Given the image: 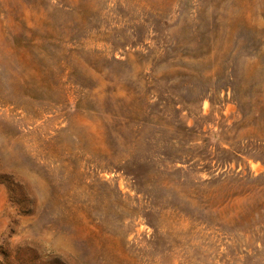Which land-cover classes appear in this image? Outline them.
<instances>
[{
	"label": "rangeland",
	"instance_id": "1",
	"mask_svg": "<svg viewBox=\"0 0 264 264\" xmlns=\"http://www.w3.org/2000/svg\"><path fill=\"white\" fill-rule=\"evenodd\" d=\"M7 243L0 264H264V0H0Z\"/></svg>",
	"mask_w": 264,
	"mask_h": 264
},
{
	"label": "trees",
	"instance_id": "2",
	"mask_svg": "<svg viewBox=\"0 0 264 264\" xmlns=\"http://www.w3.org/2000/svg\"><path fill=\"white\" fill-rule=\"evenodd\" d=\"M11 253H12V251L10 250V244L9 243H7L6 245L0 246V254H3L6 259H9L11 257ZM33 260H36V263L42 261V260H39L37 258V256Z\"/></svg>",
	"mask_w": 264,
	"mask_h": 264
}]
</instances>
